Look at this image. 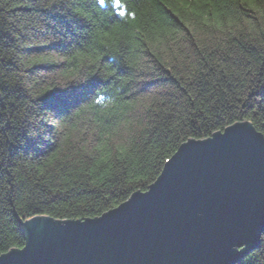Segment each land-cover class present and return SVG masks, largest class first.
Listing matches in <instances>:
<instances>
[{
  "label": "trees",
  "instance_id": "obj_1",
  "mask_svg": "<svg viewBox=\"0 0 264 264\" xmlns=\"http://www.w3.org/2000/svg\"><path fill=\"white\" fill-rule=\"evenodd\" d=\"M116 3L0 0V255L32 217L145 192L188 140L264 136V0ZM238 264H264V233Z\"/></svg>",
  "mask_w": 264,
  "mask_h": 264
},
{
  "label": "water",
  "instance_id": "obj_2",
  "mask_svg": "<svg viewBox=\"0 0 264 264\" xmlns=\"http://www.w3.org/2000/svg\"><path fill=\"white\" fill-rule=\"evenodd\" d=\"M0 264H238L264 233V136L234 123L188 140L145 192L97 218L22 223Z\"/></svg>",
  "mask_w": 264,
  "mask_h": 264
},
{
  "label": "snow or ice",
  "instance_id": "obj_3",
  "mask_svg": "<svg viewBox=\"0 0 264 264\" xmlns=\"http://www.w3.org/2000/svg\"><path fill=\"white\" fill-rule=\"evenodd\" d=\"M97 2L100 4V5H104L106 0H97ZM116 6L118 7L119 6V0H117V3H116ZM122 14V13H121Z\"/></svg>",
  "mask_w": 264,
  "mask_h": 264
}]
</instances>
